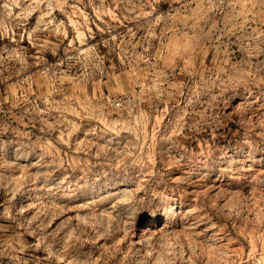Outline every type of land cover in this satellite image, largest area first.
<instances>
[{"label":"rangeland","instance_id":"1","mask_svg":"<svg viewBox=\"0 0 264 264\" xmlns=\"http://www.w3.org/2000/svg\"><path fill=\"white\" fill-rule=\"evenodd\" d=\"M0 264H264V0H0Z\"/></svg>","mask_w":264,"mask_h":264},{"label":"bare ground","instance_id":"2","mask_svg":"<svg viewBox=\"0 0 264 264\" xmlns=\"http://www.w3.org/2000/svg\"><path fill=\"white\" fill-rule=\"evenodd\" d=\"M155 223V222H154ZM155 225H157V224H155ZM154 225V226H155ZM152 231V230H151ZM156 232V228H155V230L154 231H152V232H150V235H153L154 233ZM147 233V232H146ZM140 234H142V233H140ZM147 235V234H146ZM140 240H143V238H140ZM150 242V241H149Z\"/></svg>","mask_w":264,"mask_h":264}]
</instances>
